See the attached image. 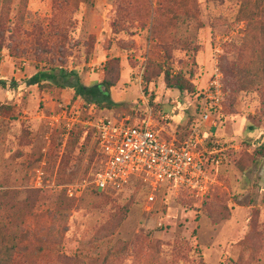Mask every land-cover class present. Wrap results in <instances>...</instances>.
<instances>
[{"label": "rangeland", "instance_id": "rangeland-1", "mask_svg": "<svg viewBox=\"0 0 264 264\" xmlns=\"http://www.w3.org/2000/svg\"><path fill=\"white\" fill-rule=\"evenodd\" d=\"M0 46V75L17 82L0 87L1 237L29 252L56 238L65 256L21 264H264V0H0ZM150 61L188 72L195 91L146 82ZM217 73L209 134L227 156L208 162L210 195L162 188L149 203L139 181L116 194L92 185L89 120L138 122L148 102L161 135L183 140ZM105 77L133 114L72 101L77 79Z\"/></svg>", "mask_w": 264, "mask_h": 264}, {"label": "built area", "instance_id": "built-area-1", "mask_svg": "<svg viewBox=\"0 0 264 264\" xmlns=\"http://www.w3.org/2000/svg\"><path fill=\"white\" fill-rule=\"evenodd\" d=\"M202 100L201 116L192 122L183 140L161 135L148 102L147 115L138 122L127 117L89 120L87 125L93 130L100 155L92 185L99 191L120 192L139 181L149 191V203L162 188L184 191L197 199L210 195L216 179L208 162L214 157L221 163L224 151L220 140L209 134L217 123L213 110L221 108L224 100L220 74L209 82Z\"/></svg>", "mask_w": 264, "mask_h": 264}, {"label": "trees", "instance_id": "trees-1", "mask_svg": "<svg viewBox=\"0 0 264 264\" xmlns=\"http://www.w3.org/2000/svg\"><path fill=\"white\" fill-rule=\"evenodd\" d=\"M1 48V46H0ZM169 55V54H168ZM114 62H118V59H114ZM172 63V62H171ZM188 72H183V70H179L178 73L174 74L172 71L171 66H165L163 63L160 62H153L150 61L147 65L146 72L144 75V79L146 82L155 83L160 81L161 79L164 81L165 85L170 89H177L179 91H187L189 93H193L195 88L192 84L191 78L187 77ZM43 79L49 78L53 80V77H50L48 74L42 72ZM116 79L105 77L101 82L94 84V85H84L78 79L72 84V88L74 90V94L72 97V101L76 100L77 98L81 97L86 103L94 104L99 106L103 109L109 110H128L130 113H134V106L132 109L131 106L126 103H118L115 102L110 95V90L116 84ZM15 80H7L6 78L0 75V87L7 88L10 86H16ZM28 83H39V79L37 75L33 76ZM263 99H264V92H263ZM152 103V100H151ZM130 108V109H129ZM214 111V110H213ZM141 118L139 121H141ZM250 131H253L255 127L251 126L248 128ZM87 132L89 136L94 141V133L93 130L88 126ZM190 128L185 136V138L189 135ZM95 143V141H94ZM255 144V152L259 153L261 156H264V143H258L256 140ZM96 145V144H95ZM226 153V152H225ZM223 154V159L226 158V154ZM236 167L241 171L244 172V168L241 166L239 161H234ZM130 185V184H129ZM128 186V185H127ZM184 192V191H183ZM101 193L105 194H116L118 192L112 191H101ZM51 229L48 232L50 235ZM3 230L0 229V264H21V261H32L35 259H50L53 257L63 258L65 256L62 255L60 249V242L58 239H54L53 241L48 240L47 243L49 244H40L34 246L33 250L29 252L27 248L24 246L23 240H17L3 237ZM19 256H16V255ZM77 263V262H75Z\"/></svg>", "mask_w": 264, "mask_h": 264}]
</instances>
